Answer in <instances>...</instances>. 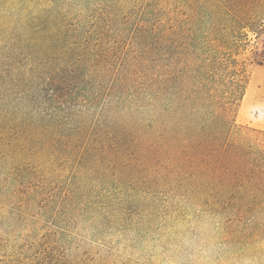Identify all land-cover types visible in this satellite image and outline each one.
Wrapping results in <instances>:
<instances>
[{
    "label": "trees",
    "instance_id": "16d2710c",
    "mask_svg": "<svg viewBox=\"0 0 264 264\" xmlns=\"http://www.w3.org/2000/svg\"><path fill=\"white\" fill-rule=\"evenodd\" d=\"M107 11L132 20L133 42L112 54L106 72L114 77L104 92L76 93L67 78L77 77V65L48 71L35 51H20L16 77L27 92L7 97L0 113V165L32 170L7 183L16 199L25 196L17 209L33 226L23 242H0V264H119L81 253L72 222L92 214L123 233L137 224L162 227L161 218L183 213L174 190L164 189L194 181V158L223 157V131L235 125L249 83L250 35H264V0H109ZM36 95L45 108L27 104ZM58 145L79 149L65 154L74 174L63 196L36 176L61 169L51 152ZM263 236L258 224L233 237L247 248Z\"/></svg>",
    "mask_w": 264,
    "mask_h": 264
},
{
    "label": "rangeland",
    "instance_id": "374dc122",
    "mask_svg": "<svg viewBox=\"0 0 264 264\" xmlns=\"http://www.w3.org/2000/svg\"><path fill=\"white\" fill-rule=\"evenodd\" d=\"M108 5L109 0H0V113L8 109L7 97L27 92L28 83L16 77L22 50L35 51L33 59L45 64L48 71L77 65V77L67 78L77 86L76 93L104 92L114 77L106 72L112 54H123L133 42L132 20L112 15ZM250 40L245 55L251 60L249 83L235 125L227 133L223 131V157L194 158V181L164 189L174 190L178 201L174 208L181 206L182 216L161 218L162 227H158L161 221L137 224L132 232L123 233L119 225L114 229L103 227L97 217L87 214L70 227L83 247L81 253L108 256L119 264H264V236L247 248L233 237L241 228L264 224V35L251 34ZM91 64L107 67V74ZM35 98H27V104L37 110L45 108L43 96ZM21 103L14 101L15 107ZM54 151L61 169L48 167L36 176L46 179V185L63 196L74 174V164L64 163L68 158L65 154H76L79 149L66 150L58 145ZM21 167L15 172L10 165H0L2 246L23 242L33 226L27 215L18 212L19 201L25 196L16 199L14 186L7 183L10 176L33 174L31 169ZM81 202L78 197L75 209ZM54 207L49 221L57 204Z\"/></svg>",
    "mask_w": 264,
    "mask_h": 264
}]
</instances>
